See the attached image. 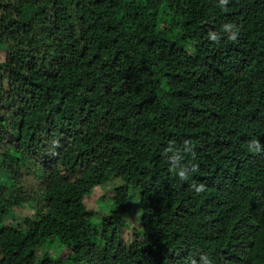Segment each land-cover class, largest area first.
I'll return each instance as SVG.
<instances>
[{
	"label": "trees",
	"instance_id": "trees-1",
	"mask_svg": "<svg viewBox=\"0 0 264 264\" xmlns=\"http://www.w3.org/2000/svg\"><path fill=\"white\" fill-rule=\"evenodd\" d=\"M203 256L264 264V0H0V264Z\"/></svg>",
	"mask_w": 264,
	"mask_h": 264
},
{
	"label": "rangeland",
	"instance_id": "rangeland-1",
	"mask_svg": "<svg viewBox=\"0 0 264 264\" xmlns=\"http://www.w3.org/2000/svg\"><path fill=\"white\" fill-rule=\"evenodd\" d=\"M190 46H188L189 48ZM116 184V181H113L110 184H107L105 186H102L99 190H96L92 194H90L89 198L85 200V204L88 209L90 210H95L96 212L99 211H105L110 209L111 202H112V192L111 187ZM138 206L136 205L129 213L126 214L125 217V223H129V226L132 227H137L138 223ZM59 250L55 247L54 252L52 251L51 253L56 254L58 253Z\"/></svg>",
	"mask_w": 264,
	"mask_h": 264
},
{
	"label": "clouds",
	"instance_id": "clouds-1",
	"mask_svg": "<svg viewBox=\"0 0 264 264\" xmlns=\"http://www.w3.org/2000/svg\"><path fill=\"white\" fill-rule=\"evenodd\" d=\"M219 2H220V5L223 6V5L228 3V0H219ZM227 27L229 29H233V25H231V24L227 25ZM211 39L215 40L216 36L215 35H211ZM229 39L232 40V41H235L237 39V32L236 31L231 32L230 35H229ZM260 147H261V145L256 140H253V141H251L249 143V149L250 150H254V151L255 150H259ZM169 161H170L171 169L173 171H175V173L178 176L179 180L184 181V180H187L189 178L191 173H190V171H189V169L187 167H185L182 164H180L175 157L169 158ZM193 170H194V168H193ZM195 190H196L197 193H199V192L204 190V186L202 184L198 185V186H195ZM201 261H202V264H212V261L207 256H203L201 258Z\"/></svg>",
	"mask_w": 264,
	"mask_h": 264
}]
</instances>
